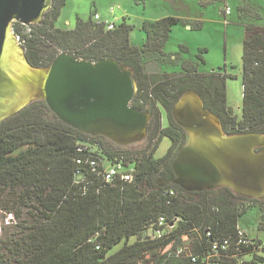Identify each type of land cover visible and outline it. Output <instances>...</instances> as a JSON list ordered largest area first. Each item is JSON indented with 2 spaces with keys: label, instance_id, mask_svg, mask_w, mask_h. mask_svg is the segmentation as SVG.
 Masks as SVG:
<instances>
[{
  "label": "trees",
  "instance_id": "16d2710c",
  "mask_svg": "<svg viewBox=\"0 0 264 264\" xmlns=\"http://www.w3.org/2000/svg\"><path fill=\"white\" fill-rule=\"evenodd\" d=\"M52 1L43 24H13L29 63L47 68L57 57L68 54L78 60H112L131 68L138 83L132 105L152 117L146 138L128 147L71 127L43 100L4 120L0 124V264H193L190 257L170 255L183 244H189L191 253L201 258L196 264H204L201 261L212 243L224 239L232 244L229 256L238 255L223 256L225 264H238L246 256L251 264H264V251L255 250L264 241L250 239L258 244L236 248L240 221L251 209H259L258 231L264 232V200L247 198L229 188L187 191L174 183L173 163L188 135L172 115L180 97L194 91L228 135L264 134V26H245L243 114L238 119L228 106L226 73H201L200 67L206 65L204 56L196 55L198 62H193L186 46H180L176 55L166 51L174 27L200 30V22L193 25L175 16L146 21V41L139 47L131 43L134 27L126 20L113 30L92 18H77L73 30L58 28L67 0ZM146 1L135 0L137 5ZM199 1L204 9L220 2ZM242 14L262 20L258 12L245 10ZM174 57L173 65L180 67L181 73L145 72L148 61L165 65ZM163 138L172 144L164 157L157 158ZM87 143L97 151H80ZM88 157L97 160L96 171L86 163H77ZM114 163L132 171L133 181L118 177L106 183L103 172ZM8 216L14 220L6 224ZM160 218L167 225L174 223L172 234L157 240L144 238ZM185 237L188 240L184 241ZM133 238L136 241L130 243ZM172 242L174 249L166 252Z\"/></svg>",
  "mask_w": 264,
  "mask_h": 264
},
{
  "label": "water",
  "instance_id": "95a60500",
  "mask_svg": "<svg viewBox=\"0 0 264 264\" xmlns=\"http://www.w3.org/2000/svg\"><path fill=\"white\" fill-rule=\"evenodd\" d=\"M52 4V0H0V124L43 100L62 122L81 132L110 138L119 146L142 142L152 115L132 105L138 83L131 68L112 60L93 63L68 54L60 55L47 68L29 63L13 24H43ZM46 70L43 84V75L38 79L28 73ZM190 92L197 94H183L172 111L174 120L188 135L173 163L174 183L187 191L229 188L247 198L264 200V134L228 135L198 94L204 110L181 104ZM207 112L218 118L227 139L219 145L206 142L200 149L191 130L206 125L202 117ZM114 137L129 141L120 143ZM258 149L261 151L257 153Z\"/></svg>",
  "mask_w": 264,
  "mask_h": 264
},
{
  "label": "rangeland",
  "instance_id": "374dc122",
  "mask_svg": "<svg viewBox=\"0 0 264 264\" xmlns=\"http://www.w3.org/2000/svg\"><path fill=\"white\" fill-rule=\"evenodd\" d=\"M184 3L185 6H179L165 0H147L145 4L137 5L135 0H67V4L57 22V27L73 30L76 28L77 18L88 21L90 18L94 19V14L98 13L103 22L109 21L115 25H120L126 20L128 24L134 27L131 33L132 45L140 47L146 41V35L143 31V24L146 21L153 22L158 18L177 14L181 18L193 19V21H190L193 25L200 22L202 25L200 30H192L185 25L175 27L171 33L167 52L170 55H176L180 53L178 50L181 45L186 46L190 50V57L193 62H198L196 55L201 54L204 56L206 66L200 67L199 71L201 73H226L229 76L227 80L228 106L234 110L238 119H241L243 114L242 74L245 26L250 23L264 26V0H220V2L212 4L202 11L196 0H185ZM112 8L115 9L114 13L111 12ZM227 9H231L229 15L226 13ZM245 10L252 14L260 13L262 20L258 21L252 17H247L242 14ZM27 31L29 30L27 29ZM183 56L186 57V54ZM175 59L174 57L173 62H167L165 65L160 61H148L145 65V72L148 75L181 73L180 67L173 65L176 62ZM163 126H167L165 113L163 114ZM82 132L86 135H92L86 131ZM107 139L115 143L110 138ZM171 144L169 138H163L156 152V157H164L168 153ZM128 146L130 145L123 147ZM260 151L258 149L256 152ZM0 220L1 225L2 217ZM12 220L14 219L11 216L5 217L6 224H9ZM259 221V209L253 208L241 219L239 229L249 239L264 241V232L258 231ZM183 240L188 239L185 237ZM135 241L136 238H133L130 243ZM122 246L123 244L117 246L111 254L118 251ZM173 249L174 242L166 248V251ZM248 259L242 258L241 261L243 262L238 261V264H251Z\"/></svg>",
  "mask_w": 264,
  "mask_h": 264
},
{
  "label": "built area",
  "instance_id": "2783aa9c",
  "mask_svg": "<svg viewBox=\"0 0 264 264\" xmlns=\"http://www.w3.org/2000/svg\"><path fill=\"white\" fill-rule=\"evenodd\" d=\"M111 12L114 13L115 9L112 8ZM226 13L229 15L231 13V9H227ZM94 19L98 22H102L101 16L97 13L94 16ZM106 26L107 30H113L115 28V24L111 23L109 21L107 22H102ZM97 151V148L93 145L90 144H85V149H80V151ZM78 164H83L86 163L89 165V167L92 169V171H96V168L98 166V162L96 159H92L91 157L87 158L86 161L80 159L77 161ZM120 177V179L124 182H132L134 179V175L132 171H124L123 167L121 164L114 163L110 165L104 172H103V179L106 183L110 184L112 183L116 178ZM173 194V192H171ZM175 225L174 223L171 225L166 224V220L164 218H160L159 222L155 227H151L148 229L145 234L144 238H147L148 240H157V239H163L166 237H169L172 232L174 231ZM207 236L210 237L211 233L207 232ZM258 243L253 242L249 238H247L242 231L239 233V240L236 244V248L239 250L241 246H254ZM231 241L230 239H224V240H217L212 243V248L211 251L209 252L206 257L202 259V263L204 264H225V262L221 259L223 256L228 257V258H237L238 255H232L229 256V250L231 249ZM256 251H264V242L262 244H259L258 247L255 249ZM167 252V251H166ZM176 257H181V256H187L191 258V261L193 264H196L200 262V257L199 256H194L191 253V249L189 244H183L180 245L176 248L173 254ZM248 257V256H246ZM244 257V258H246ZM211 260H214L215 262H212ZM239 260V259H238ZM241 261V260H239ZM243 262V261H241Z\"/></svg>",
  "mask_w": 264,
  "mask_h": 264
},
{
  "label": "bare ground",
  "instance_id": "6f19581e",
  "mask_svg": "<svg viewBox=\"0 0 264 264\" xmlns=\"http://www.w3.org/2000/svg\"><path fill=\"white\" fill-rule=\"evenodd\" d=\"M30 76H35L38 79L43 75L42 77V84L45 82L46 76L48 71H37V72H28ZM191 108L194 109H203V103L200 97L193 93H187L185 98L183 99V102L181 104H185ZM202 119L206 122V125L203 127L201 126H195L191 130V136L193 141L195 142V146L199 147L200 149L204 148V143L210 142L219 145L220 143L224 142L225 139H227L226 135L222 131V127L218 121V118L211 113L207 112L205 117H202ZM101 131L105 134H111L109 130H103V129H95V131ZM114 139L120 143H127L129 141V138H120V137H114Z\"/></svg>",
  "mask_w": 264,
  "mask_h": 264
},
{
  "label": "crops",
  "instance_id": "0c3cea01",
  "mask_svg": "<svg viewBox=\"0 0 264 264\" xmlns=\"http://www.w3.org/2000/svg\"><path fill=\"white\" fill-rule=\"evenodd\" d=\"M165 1H167V2H171V3H173V4H176V5H179V6H185V3H184V1L185 0H165ZM186 1H191V0H186ZM198 3H199V6H200V1L199 0H196ZM179 2V3H178ZM201 9V11L204 9V8H200ZM204 15V13L202 14V16ZM171 16H175V17H178V18H181L180 16H178L177 14H171ZM167 17H169V16H167ZM158 19H162V18H158ZM158 19H156V20H158ZM182 19H185V20H188V21H193V19H191V18H182ZM155 20V21H156ZM179 26V25H178ZM178 26H176V27H178ZM189 29H191V27L190 26H187ZM63 29V28H62ZM174 29H175V27H174ZM168 46V45H167ZM182 46V45H181ZM166 51H167V47H166ZM179 51V50H178ZM190 51V50H189ZM206 66V65H205ZM205 66H203V67H205ZM209 73V72H208Z\"/></svg>",
  "mask_w": 264,
  "mask_h": 264
}]
</instances>
